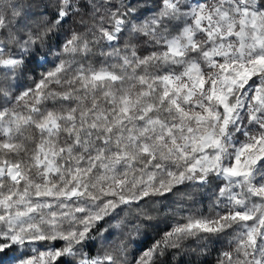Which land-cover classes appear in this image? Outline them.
Listing matches in <instances>:
<instances>
[{
    "label": "snow or ice",
    "instance_id": "1",
    "mask_svg": "<svg viewBox=\"0 0 264 264\" xmlns=\"http://www.w3.org/2000/svg\"><path fill=\"white\" fill-rule=\"evenodd\" d=\"M51 7L55 19L33 28L30 4L0 0V254L157 264L190 238L203 252L226 235L216 264H264V0ZM77 17L82 30L53 51ZM46 47L58 62L17 94L9 81L51 63ZM217 181L214 215L183 217L139 256L129 260L124 241L86 251L121 205Z\"/></svg>",
    "mask_w": 264,
    "mask_h": 264
},
{
    "label": "trees",
    "instance_id": "2",
    "mask_svg": "<svg viewBox=\"0 0 264 264\" xmlns=\"http://www.w3.org/2000/svg\"><path fill=\"white\" fill-rule=\"evenodd\" d=\"M25 2L31 5V8L27 10L30 16L29 26L35 28L46 17L55 19L54 9L51 7L52 0H25ZM132 2L150 7L158 4L159 0H132ZM141 14H145L143 9ZM78 19L77 17L68 20L59 32L52 36L50 43L53 51H59L70 29L82 30L74 22ZM45 53L48 54L51 63L42 68H36L34 63H27L25 70L18 73L14 80L9 81L18 86L15 89L17 94L33 86L32 77L39 79L40 72L47 71L58 62L55 56L48 52L47 47L41 50V55ZM97 66H99L98 60ZM219 183L217 181L202 187L198 183L186 182L174 188L171 193H165L164 196L145 197L130 205H121L113 216L106 217V222H100V229H107V231H104L102 235L97 234L96 240L88 246L86 251L90 255H102L106 250L113 251L121 241H124L128 244V259L139 256L144 249L159 240L183 217L214 215L219 210L215 207ZM136 225H139L138 233L135 229ZM228 240L229 237L226 235L213 237L207 242V248L202 252L203 243L198 244L195 238H190L184 242L181 249L167 250L158 258L157 264H216L220 253L227 249ZM61 244L62 242H57L56 247H60ZM19 255L18 249L8 250L0 254V264H16V258ZM62 260L63 264H72L71 257H64Z\"/></svg>",
    "mask_w": 264,
    "mask_h": 264
},
{
    "label": "rangeland",
    "instance_id": "3",
    "mask_svg": "<svg viewBox=\"0 0 264 264\" xmlns=\"http://www.w3.org/2000/svg\"><path fill=\"white\" fill-rule=\"evenodd\" d=\"M38 247H39V245H38ZM41 250H43L42 248H41ZM31 254V253H30Z\"/></svg>",
    "mask_w": 264,
    "mask_h": 264
}]
</instances>
